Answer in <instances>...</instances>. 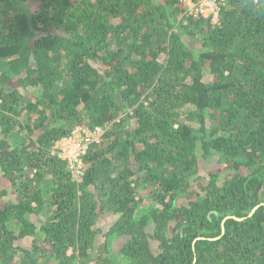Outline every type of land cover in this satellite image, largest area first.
Listing matches in <instances>:
<instances>
[{"label": "trees", "instance_id": "obj_1", "mask_svg": "<svg viewBox=\"0 0 264 264\" xmlns=\"http://www.w3.org/2000/svg\"><path fill=\"white\" fill-rule=\"evenodd\" d=\"M0 264H264L263 0H0Z\"/></svg>", "mask_w": 264, "mask_h": 264}, {"label": "built area", "instance_id": "obj_2", "mask_svg": "<svg viewBox=\"0 0 264 264\" xmlns=\"http://www.w3.org/2000/svg\"><path fill=\"white\" fill-rule=\"evenodd\" d=\"M225 0H183L187 6L190 14L194 16L202 15L210 18L211 22L217 23L219 21V13L221 5ZM260 0H254L259 2ZM264 2V0H263ZM104 133L103 128L95 127L90 129L85 126H76L70 135L57 140L53 147V153L60 158L66 160L68 170L77 180H80L84 173L83 156L88 150L90 144L101 141Z\"/></svg>", "mask_w": 264, "mask_h": 264}, {"label": "rangeland", "instance_id": "obj_3", "mask_svg": "<svg viewBox=\"0 0 264 264\" xmlns=\"http://www.w3.org/2000/svg\"><path fill=\"white\" fill-rule=\"evenodd\" d=\"M112 220L108 219L106 217H101L100 221H99V228L101 229V231H106L109 227V225L111 224ZM124 241L121 239H118L117 241L114 242V247H113V251L115 253H117L119 246L123 243Z\"/></svg>", "mask_w": 264, "mask_h": 264}, {"label": "water", "instance_id": "obj_4", "mask_svg": "<svg viewBox=\"0 0 264 264\" xmlns=\"http://www.w3.org/2000/svg\"><path fill=\"white\" fill-rule=\"evenodd\" d=\"M258 188H259V186L257 187L256 192H257ZM257 207H258V206H256V207L252 210L251 214L255 211V209H256ZM235 218L238 219V220H241V219H242V218H239V217H235Z\"/></svg>", "mask_w": 264, "mask_h": 264}]
</instances>
